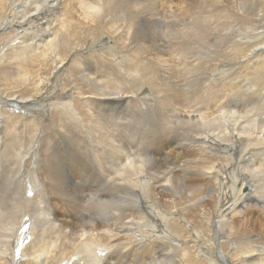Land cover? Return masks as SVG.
I'll return each instance as SVG.
<instances>
[{
    "label": "bare ground",
    "instance_id": "bare-ground-1",
    "mask_svg": "<svg viewBox=\"0 0 264 264\" xmlns=\"http://www.w3.org/2000/svg\"><path fill=\"white\" fill-rule=\"evenodd\" d=\"M69 1L0 0V41L10 46L0 53L1 73L15 78L14 66H25L39 91L48 75L43 102L63 73L77 91L50 102L46 131L34 114L46 109L0 112V264H195L178 245L187 225L167 219L156 197L174 194L177 180L215 183L225 201L218 234H232L235 219L251 222L258 210L238 209L246 203L264 206V0H231L252 14L243 32L185 17L188 5L174 0ZM68 10L104 22L105 52L68 54L85 46L79 39L70 49L67 34L66 44L58 34L70 29ZM115 22L121 26L111 31ZM234 35L241 38L231 46L225 40ZM108 36L121 39V49ZM18 97L0 103L32 99ZM245 223L233 254L219 259L232 264L237 251L242 264H264V234L256 228V239L242 241ZM257 223L264 228V213ZM198 250L201 263L213 262V252Z\"/></svg>",
    "mask_w": 264,
    "mask_h": 264
},
{
    "label": "rangeland",
    "instance_id": "rangeland-1",
    "mask_svg": "<svg viewBox=\"0 0 264 264\" xmlns=\"http://www.w3.org/2000/svg\"><path fill=\"white\" fill-rule=\"evenodd\" d=\"M72 1H74V0H70L69 4H73ZM84 1H88V0H84ZM90 1H92V0H90ZM101 1L106 2L109 0H101ZM173 2L188 5V9H182V13L185 17H191V15L193 13H195V18H203V17L205 18L204 24H207V21L210 18H214L217 21L218 20L225 21L226 26H229L231 29H236L240 32H243L244 30H246V26L248 25V23L251 22V20L253 18L251 13L248 14L247 12H245V6L243 5L242 2H240V4H238L237 2H233L231 0H211L208 4L202 3V5H198V6H197V4L193 5L192 0H174ZM196 6H197V8H196ZM71 12L72 11L68 10V12L65 16L66 21H64L65 25L67 24V26H68V27L66 26V28H68V29L70 28V29L68 31H66V30H62L61 28H63V27H61L60 28L61 30L59 29L58 34L63 35L65 44H66V38L65 37L67 34L68 39L70 40V41L68 40L70 43V46H71L70 49L77 43V41L79 39L80 40L78 42V46L81 43L85 44V46H83V48H81L82 50L81 49L80 50L75 49L73 51L68 52V54L73 52V55H75L76 52H78L77 54L86 55L88 53L98 54L101 52H105L107 46H106L104 41H107L106 40L107 36H104L106 33L104 35L102 34V33H104L103 31L99 33V30H98L100 28V24L102 25V23H104V22L98 21L95 19L87 20L81 16L83 19L82 20L80 18V16L76 14L77 12L76 13L74 12L75 14L73 13V15ZM51 16H53V15H51ZM209 16H215V17H209ZM247 18H249V19H247ZM69 19H70V21H69ZM84 19H85V21H84ZM89 21H91V22H89ZM98 23H99V25H98ZM110 25L112 26L111 31H113V29L115 30V29H117V27L121 26V23L115 22V23L110 24ZM32 29H33V26H29L28 30L31 31ZM20 31L23 33V30H20ZM63 31H64V34H63ZM66 32H68L69 34ZM18 33H20V32H18ZM101 34H102V37H101ZM230 35H233V34H230ZM2 36H3V33L0 32V37H2ZM108 37L110 39L112 38V36H108ZM71 38H73V39H71ZM81 38L83 40H81ZM240 38H241V36H235L234 35L232 38L227 39L225 41H228V43L231 46H234L235 44H237V40H239ZM112 39H113L112 40L113 43L111 41L110 45L113 44L114 46H116L117 49H121V47H122L121 39H118V41H116V42H115L114 38H112ZM123 41H124V45L126 46L127 40L125 37L123 38ZM15 42L16 43H14V41H13L11 44H14V45H11V46H16L19 44L18 39ZM0 44H1L0 45L1 55L8 54L10 52V46H9V48H7L8 45L3 47L2 41H0ZM64 48H66V47H63L61 49L62 52L60 51L57 53L59 58L66 56V51H63ZM256 51H257V52H255L256 54L259 53L258 49ZM92 56L94 57V55H92ZM100 58L102 61L105 60V59H103L104 57L103 58L100 57ZM93 59L95 60L96 58L94 57ZM96 60H97V62L99 61L98 59H96ZM105 61H107V60H105ZM0 64L3 65V67H0V80L2 81V82H0L2 84V85H0V88H1L0 89V102H1V98H3V100H4V98L5 99H8V98L15 99L18 96H19L18 99H24V98L30 97V96L32 97V99L28 98V99H30V101H28L26 103V105H22V106L19 104H18L19 106H17L15 103H12L15 106H11L10 102H13V101L5 100L6 101V104L4 102L5 105H2L3 102H1L2 104L0 103L1 104L0 112L2 114L3 113L6 114V112L7 113L15 112L16 114L28 116L29 112H31V114H33V112L31 110L35 111V110H39L40 108L46 109L47 110L46 113H42V112H35L34 113L36 115V117L38 118V120H40V122L42 124L41 125L42 131H44V130L46 131L47 128L51 129L52 123L50 124V122L54 121L55 114L52 113V112H54L52 107H50L51 109L49 108L50 102L53 100L54 102L58 101L59 103L60 102L62 103V101L65 99L64 97H66L65 95L67 92L69 93L68 94L69 97L72 95L73 96L77 95V93H76L77 91L75 90L74 86L71 84V81H70L71 78H69L66 75V73H63L59 76V82H58V86H57L58 88H55V90L53 91V96H52L53 98L51 100H49V102H43L40 100V96H42V95L44 96V94L47 93L46 86L43 88V85H45L47 83L48 75H44V77H42L44 79V82L41 83L39 81L40 85H42V90L39 91V90L34 89V85H36L35 83L38 82V78L34 77L35 73H33L32 70L30 73V71L26 70L25 66H19L20 70H19L18 66H14V68H13L14 72L12 70V73H14L13 76L15 78H11L10 76L6 77L5 74L3 75L1 73V71L6 66V63L2 64V62L0 60ZM24 68H25V70H24ZM21 73L24 76H22ZM240 73L242 74L243 71ZM239 74H237V75H239ZM245 74H247L248 77L252 76V72L250 73V71L245 72ZM25 75H27V76L25 77ZM18 76H20V77L18 78ZM10 80L12 82H10ZM7 81H9V82H7ZM23 81H25V82H23ZM51 81H52V78H51ZM8 85H9V87H8ZM3 86L6 88H4ZM14 91H16V92H14ZM38 94H40V95L37 96ZM61 97H63V98H61ZM47 101H48V99H47ZM2 119H3V116L0 119V124L2 123L1 122ZM64 153L66 154V152H64ZM191 181L177 180V185L175 186L174 194H167L165 199H164L165 201H163V197L161 195H158L156 197V200L158 201L157 203H159V206H162L161 210L163 211V213H167V212L170 213V215H165V216H167V219L170 220L171 218H174V219L179 218L181 224L187 225L186 229H184L182 231V234H181L182 237L179 238L178 245H179V247L186 246V251H191V253L193 254V260H197V261H195L196 262L195 264H204V263L205 264H217V263L218 264H221V263L229 264L228 261L226 262L224 260H220L219 259L220 256H218V254L224 253V254H227L229 256L233 254L234 247H235L233 245V240H234L235 236L237 235V233L242 232V229L240 227H242L243 224L245 223V218L243 219L244 222L240 218L234 220V226H233V229L231 230L232 234H230L229 232H226V233L222 232L221 234H218L219 226L224 224V222L217 223V225H215V223L217 222V218H218V214H216V213H217V209L220 206V204L224 205L225 201L219 200L218 198H216V193L212 190V185L215 183L209 184V182H206V181H203L200 179H195V180L192 179ZM216 183L219 185V187L221 186L219 184V180H216ZM201 189L204 191L203 194H200ZM246 191L248 192L249 190H247L244 187L242 192H246ZM168 196L171 199V205L170 206H169V202H168ZM139 198H141V195H139ZM247 206H251V207L257 209L258 211H255L252 213V218H251L252 220L250 218L248 219L249 221L251 220V222L245 223L246 225H248V227L244 231L245 233L241 234L240 239L241 240L243 239L242 241H244V239L246 237H248L249 240L256 239V237L258 236V234H256L254 232V230H257L256 228H258L260 230V232H258V233L264 234V228H259L260 223H257V221H259L260 214L264 213V206L261 207L260 205H254L252 202H248L245 205H243V207H240L238 209L242 210L243 208H245ZM190 209H192V210H190ZM190 213H194V214H190ZM242 214H243V212H242ZM242 214H241V216H242ZM25 226H27V224ZM182 226L178 230H180L182 228ZM216 231H217V233H216ZM137 235L138 234H135L134 237H137L138 239L139 238L143 239V237H141L140 235L139 236H137ZM242 236H244V237H242ZM24 241L26 244L27 238ZM200 247L201 248L204 247L209 253L213 252L215 258H214V260L212 259L213 260L212 263H208L207 259H206V261L204 260V262L201 263L202 262L201 259H203V258H202L200 251L198 250V249H200ZM235 252H236V254H234L232 257V264H242L241 263V255L237 254L238 253L237 251H235ZM177 253H179V252H177ZM170 262L171 263H169V262L168 263L169 264H179V262L177 260L174 262H172V261H170ZM168 263L163 262V264H168Z\"/></svg>",
    "mask_w": 264,
    "mask_h": 264
}]
</instances>
